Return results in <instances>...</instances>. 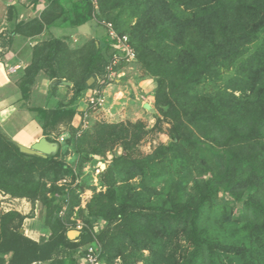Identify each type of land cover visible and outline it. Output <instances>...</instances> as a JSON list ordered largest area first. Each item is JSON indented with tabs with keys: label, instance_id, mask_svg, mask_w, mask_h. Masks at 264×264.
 <instances>
[{
	"label": "trees",
	"instance_id": "trees-1",
	"mask_svg": "<svg viewBox=\"0 0 264 264\" xmlns=\"http://www.w3.org/2000/svg\"><path fill=\"white\" fill-rule=\"evenodd\" d=\"M3 2L5 34L36 41L11 78L19 104L59 147L26 154L0 128V192L41 207L38 240L20 232L28 215L0 210V264H75L89 245L102 264H264V0ZM87 23L96 34L74 42L67 29ZM111 29L133 60L112 64ZM127 63L156 81L152 128L77 108L90 90L105 95L108 66ZM164 122L169 141L140 154ZM98 161L106 166L91 185ZM97 187L82 207L80 194Z\"/></svg>",
	"mask_w": 264,
	"mask_h": 264
},
{
	"label": "rangeland",
	"instance_id": "rangeland-1",
	"mask_svg": "<svg viewBox=\"0 0 264 264\" xmlns=\"http://www.w3.org/2000/svg\"><path fill=\"white\" fill-rule=\"evenodd\" d=\"M4 0H0L3 2ZM96 3V2H95ZM4 4V2H3ZM41 6H44L41 5ZM65 28L62 26H55L52 27L51 31L54 34H57L60 29ZM71 27L67 29V33L70 32ZM76 34H72L73 41L75 42L77 39L80 38H89L96 34L94 26L92 24H84L78 27ZM112 31V30H111ZM114 32V31H113ZM66 33V34H67ZM45 36L48 34L45 33ZM58 36V35H54ZM36 41H33L35 44ZM73 42V43H74ZM17 66L12 65L7 67V72L11 73L16 70ZM14 79V78H13ZM94 82V81H93ZM91 82L90 85L93 83ZM51 83V82H50ZM156 87V81L151 77H144L141 70L130 63H127L126 66H122V69L119 73L113 74L111 81L107 82L105 85H102L103 92L106 97V103L102 107H99L96 110H93L91 107L92 119H97L101 121H135V120H142L146 124V127L152 128L156 117L154 113L156 110L154 108V89ZM72 91H69L68 95L71 94ZM93 90L88 91V95L92 93ZM38 98L34 100V104L37 105ZM89 108L86 104H82V108L79 109L80 111H85ZM88 111V110H87ZM82 117H77L73 119V124H79ZM21 118L19 114H13L10 118H7L2 121L0 128L10 130L9 132L13 133L16 132L17 128L21 127ZM168 123L164 122L162 124L163 131H154L150 132L146 136H144V140L139 143L138 152L140 154H149L152 150L158 145V143H167L169 141L168 136L166 135L165 129L168 127ZM30 127V126H28ZM32 128V127H31ZM63 147L62 144H60ZM120 151V150H119ZM108 158L111 157L110 153H108ZM97 167L102 171L106 164L105 162L96 163ZM90 166L86 165L83 170L84 174L90 171ZM95 170V169H94ZM93 170V178L91 181V185L97 184V174L100 172H96ZM70 179L65 178L62 181L60 180L59 183L63 184ZM99 190L97 189L92 190L91 188H85V190L80 194L81 196V206L85 207L87 201H89L94 193V191ZM7 209L17 210L23 215H28L27 218L23 221V229L24 235L32 238V239H39L41 236V228H40V204H36L35 207H32L31 210V203L27 199H20V198H12L8 195H4L0 192V210L7 211ZM65 207L60 212V215L63 214ZM73 219V216H72ZM76 228L72 230H81L83 226L81 219H76ZM103 226L102 220H99L95 224V231H98ZM27 229V230H24ZM71 231V230H70ZM34 232L37 233V236L34 235ZM75 233H73L74 236ZM88 247V246H87ZM147 253V251H145ZM116 264H120V260H116ZM141 264V262H140Z\"/></svg>",
	"mask_w": 264,
	"mask_h": 264
},
{
	"label": "crops",
	"instance_id": "crops-1",
	"mask_svg": "<svg viewBox=\"0 0 264 264\" xmlns=\"http://www.w3.org/2000/svg\"><path fill=\"white\" fill-rule=\"evenodd\" d=\"M4 15L5 5L3 2H0V125L3 120L10 118L13 114H19L22 124L21 127L17 128L16 132L11 133L9 132V129L2 130L16 142L24 145H31L45 135H43L42 128L33 118L32 114L19 104V98L21 95L16 90L12 79L15 78L18 69H21L28 64L29 50H26V46L27 44L32 45L33 42L30 41V38L25 39L18 35L9 37V35L5 34ZM70 32L76 34L77 30L75 31L74 29H71ZM56 33L59 35L66 34V30L64 31L63 29H60ZM23 48L25 50L24 52L22 51ZM12 65L17 66V68L14 72L8 73L7 67ZM46 84V82H42V85ZM83 103L86 104L85 101L79 103L77 107L78 110L82 108ZM34 235L37 236V233L34 232Z\"/></svg>",
	"mask_w": 264,
	"mask_h": 264
},
{
	"label": "built area",
	"instance_id": "built-area-1",
	"mask_svg": "<svg viewBox=\"0 0 264 264\" xmlns=\"http://www.w3.org/2000/svg\"><path fill=\"white\" fill-rule=\"evenodd\" d=\"M107 25H110V23H107ZM111 30V35H114L117 38L116 47L117 49H119L117 53H114L112 56V64H116L122 58H125L128 61L133 60L135 57V52L133 48L129 45L127 37L125 35L118 36L113 32V30ZM108 69V78H112V75L116 73H114L111 66H108ZM85 103H87V105L90 106L93 110H96L104 105L105 95H103L99 90H93L92 93L86 96ZM59 139L62 140L63 138L60 137ZM94 169L95 173L101 170L97 167V165L94 167ZM86 249V253L82 257H80L75 264H102L99 260V254L97 250H95V247L89 245Z\"/></svg>",
	"mask_w": 264,
	"mask_h": 264
},
{
	"label": "water",
	"instance_id": "water-1",
	"mask_svg": "<svg viewBox=\"0 0 264 264\" xmlns=\"http://www.w3.org/2000/svg\"><path fill=\"white\" fill-rule=\"evenodd\" d=\"M94 81L93 77L88 78L87 84L90 85L91 82ZM52 85H71L70 81H67L65 79H58L53 78L51 80ZM17 147L19 150L23 153L35 155L38 157L45 158L49 155H53L57 152L59 144L55 141H49L46 136L40 137L37 141L33 142L31 145H24L19 142H16ZM23 229H20V232H22ZM73 233L74 236H73ZM80 234V231L78 230H71L68 232V236L70 239H75Z\"/></svg>",
	"mask_w": 264,
	"mask_h": 264
},
{
	"label": "clouds",
	"instance_id": "clouds-1",
	"mask_svg": "<svg viewBox=\"0 0 264 264\" xmlns=\"http://www.w3.org/2000/svg\"><path fill=\"white\" fill-rule=\"evenodd\" d=\"M108 155H109V154H108ZM100 162H102V161H98L97 164L100 163Z\"/></svg>",
	"mask_w": 264,
	"mask_h": 264
}]
</instances>
